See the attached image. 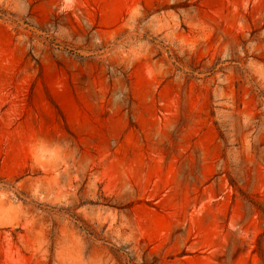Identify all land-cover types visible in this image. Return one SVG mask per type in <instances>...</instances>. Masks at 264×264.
I'll return each mask as SVG.
<instances>
[{
  "label": "rangeland",
  "instance_id": "1",
  "mask_svg": "<svg viewBox=\"0 0 264 264\" xmlns=\"http://www.w3.org/2000/svg\"><path fill=\"white\" fill-rule=\"evenodd\" d=\"M0 264H264V0H0Z\"/></svg>",
  "mask_w": 264,
  "mask_h": 264
}]
</instances>
